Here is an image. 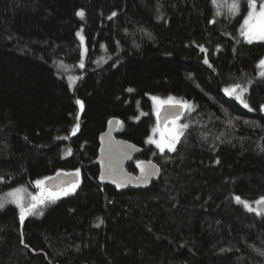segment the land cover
<instances>
[{
  "label": "trees",
  "instance_id": "obj_1",
  "mask_svg": "<svg viewBox=\"0 0 264 264\" xmlns=\"http://www.w3.org/2000/svg\"><path fill=\"white\" fill-rule=\"evenodd\" d=\"M216 11L212 0H0V198H46L23 224L16 205L0 210V264H264V213L235 200L254 209L264 197V42L241 35L247 0L237 15ZM236 84L252 111L224 94ZM152 97L192 105L175 152L147 142L160 131ZM112 120L143 150L136 163L160 168L149 189L98 184ZM76 170L79 186L55 203L35 186Z\"/></svg>",
  "mask_w": 264,
  "mask_h": 264
},
{
  "label": "snow or ice",
  "instance_id": "obj_2",
  "mask_svg": "<svg viewBox=\"0 0 264 264\" xmlns=\"http://www.w3.org/2000/svg\"><path fill=\"white\" fill-rule=\"evenodd\" d=\"M212 3L214 7L217 8V11L215 15L219 16L221 13L219 9L221 7H224L225 5L228 7V11L231 15H237L239 14V0H231V3H228V0H212ZM78 16L81 18L84 17L83 11L77 13ZM115 15V13H113ZM213 23L215 21H212ZM78 36H80V33H77ZM241 35L245 38L246 42L251 44L254 41L264 42V0H247V15L244 18V22L241 28ZM81 41H83V37L80 36ZM201 52H206V49L201 47ZM205 64H208V60L205 58L204 60ZM83 67V64L80 65ZM209 67L211 65L209 64ZM258 68L262 69V71L259 73L261 78H264V59L259 61ZM72 79V78H70ZM129 91H132V89H129ZM224 92L228 96H234L235 99H237L246 109L249 111H252V108L249 106V104L244 99L245 94L247 93V87L241 86L240 84H236L232 86L231 88H225ZM152 100L157 105V117L159 118L160 112L159 109L163 107L165 104L171 106V107H178L181 109H184L185 111L192 110V105L188 104L186 101H177L173 97H169L167 101H162L158 97H152ZM76 103L80 105L81 111L83 110V102L77 100ZM261 111H264V105H261ZM179 113H176L172 117H166V119H171L175 121L178 119ZM79 119V117H77ZM188 124H181V125H175L170 133L169 137L162 138L161 140H154L151 137L148 139V143L155 144L156 147L160 150L161 153L167 149L169 152H175L177 150V144L181 142V138L185 134V130L188 129ZM79 128V125H76V128L73 129V135H75L76 130ZM155 131V130H154ZM71 150L69 149V154ZM218 162V161H217ZM137 167H140L142 176L145 177V179L154 174V169L149 168L145 169L143 167V162L139 163ZM113 172L115 170H112ZM58 176L61 175L60 173L57 174ZM65 176H75L79 177L80 173L79 170H76L73 173H63ZM103 176H101V180H103ZM53 179V178H48ZM65 183L66 187H60L57 189H51L47 192V199L48 202L55 203L56 200L60 199L61 196H67L71 193H74L76 188L79 186V180L76 181H67L62 182ZM35 186L37 188H42L46 186V180H37L35 181ZM121 184H117V187H120ZM24 191V189L16 188L13 191H10L7 193L6 198H0V210L4 209L6 204L12 203L15 204L17 208L20 210V222L23 224L25 218L29 215H42L41 206L46 203V198L42 192L41 196L32 197V201L28 203L27 205L24 203L23 197L19 194ZM235 200L238 204H242L249 212H255L256 215H262V213L259 211V207L256 209H253L251 204H249L247 201L241 200L239 196L235 197ZM256 205H262L264 204V197H262L260 200H257ZM27 247V245H25ZM264 255V253H261Z\"/></svg>",
  "mask_w": 264,
  "mask_h": 264
},
{
  "label": "water",
  "instance_id": "obj_3",
  "mask_svg": "<svg viewBox=\"0 0 264 264\" xmlns=\"http://www.w3.org/2000/svg\"><path fill=\"white\" fill-rule=\"evenodd\" d=\"M184 109L178 107H171L165 105L160 109L159 118L157 117V124L159 130H162L164 126L173 121L166 119V117H172L176 113H179L178 119L183 116ZM176 119V120H178ZM118 121L112 120L108 123L104 134L99 137L98 144L99 150L96 160V166L98 167V184L102 186H109L117 193L126 192L127 190L143 191L149 189L151 184L157 181L160 177V168L151 162H143L145 169L153 168L154 174L148 176L146 179L142 176L140 167L136 163V159L143 153V150L125 140L119 139L117 135ZM134 165L136 174L133 175L127 171V167ZM112 170H115L114 172ZM52 177L53 179L46 180V186L44 189L48 192L51 189H59L60 187H66L67 185L62 182L67 181H80V177L65 176L63 173ZM103 176V180H101ZM121 184L117 187V184ZM259 207V211L264 213V204L255 205L254 209Z\"/></svg>",
  "mask_w": 264,
  "mask_h": 264
},
{
  "label": "rangeland",
  "instance_id": "obj_4",
  "mask_svg": "<svg viewBox=\"0 0 264 264\" xmlns=\"http://www.w3.org/2000/svg\"><path fill=\"white\" fill-rule=\"evenodd\" d=\"M254 42H259V41H254ZM84 54V49L82 48V55ZM226 94V93H224ZM228 96V95H226ZM230 97V96H228ZM231 98H234L233 96H231ZM235 99V98H234ZM167 105V104H165ZM164 105V106H165ZM153 106H154V116L155 118L157 117V105L155 102H153ZM161 109V108H160ZM159 109V111H160ZM174 124L175 125H181V122H180V119L176 120V121H171L169 122L165 128L163 129V131H156L154 134H152V139L154 140H161L162 138H166V137H169L170 136V133L174 127ZM154 146V148L156 149V145L155 144H151ZM158 149V148H157ZM159 150V149H158ZM167 150V149H166ZM160 151V150H159ZM21 189H24V191H22L19 195L23 197V200H24V203L27 205L28 203H30L32 201V197L33 196H36V197H39L41 196V191L37 192L36 194H33L31 193L28 189H25V188H21ZM15 205V204H14Z\"/></svg>",
  "mask_w": 264,
  "mask_h": 264
},
{
  "label": "clouds",
  "instance_id": "obj_5",
  "mask_svg": "<svg viewBox=\"0 0 264 264\" xmlns=\"http://www.w3.org/2000/svg\"><path fill=\"white\" fill-rule=\"evenodd\" d=\"M156 118H157V117H156ZM175 121H176V120H175ZM170 122H171V121H170ZM167 124H168V123H167ZM167 124H166V125H167ZM166 125H165V126H166ZM165 126H164V128H165ZM164 128H163V129H164ZM163 129H162V130H163ZM162 130H160V131H162Z\"/></svg>",
  "mask_w": 264,
  "mask_h": 264
},
{
  "label": "flooded vegetation",
  "instance_id": "obj_6",
  "mask_svg": "<svg viewBox=\"0 0 264 264\" xmlns=\"http://www.w3.org/2000/svg\"><path fill=\"white\" fill-rule=\"evenodd\" d=\"M163 131V130H162Z\"/></svg>",
  "mask_w": 264,
  "mask_h": 264
}]
</instances>
